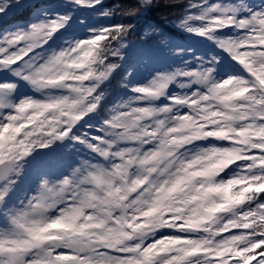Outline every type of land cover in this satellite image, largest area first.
<instances>
[{
	"label": "snow or ice",
	"instance_id": "6c2138e0",
	"mask_svg": "<svg viewBox=\"0 0 264 264\" xmlns=\"http://www.w3.org/2000/svg\"><path fill=\"white\" fill-rule=\"evenodd\" d=\"M28 2L0 0V21ZM104 2L61 0L66 11L0 31V264H264V9L189 0L176 27L213 42L219 58L157 75L105 108L133 25L100 23L53 47L74 10L115 15ZM225 58L232 70L221 75ZM19 82L38 95L17 98ZM67 140L97 162L41 176L35 195L9 207L33 154ZM220 156L232 159L221 166Z\"/></svg>",
	"mask_w": 264,
	"mask_h": 264
},
{
	"label": "trees",
	"instance_id": "16d2710c",
	"mask_svg": "<svg viewBox=\"0 0 264 264\" xmlns=\"http://www.w3.org/2000/svg\"><path fill=\"white\" fill-rule=\"evenodd\" d=\"M58 0H29L24 7L17 10L15 14L6 17L0 22V31L15 27L16 25H26L29 21L37 17L40 8L54 6ZM189 0H160L150 8L141 10L137 15L131 17L121 16L118 9L130 8L138 4V0H105L104 9L116 12L115 15L105 18L100 15L101 9L81 10L84 13L86 26H94L100 23H116L118 21L133 25L128 37L124 41L127 45L123 50L124 59L119 61L120 67L113 73L109 81L103 86L105 99L103 101L105 108H110L122 96H125L134 81V75H128L129 70L143 59L146 53L164 54L168 50V45L173 42L188 45L186 36L176 27V23L182 16ZM64 8V6H63ZM66 10V8H64ZM84 26L70 25L67 31L62 32L55 43L71 37L81 36ZM152 29H159V34L151 33ZM146 32L151 34L146 35ZM167 38V43L162 45L159 41ZM127 76V80L125 77ZM127 83L128 88L121 87V84ZM102 116L105 114L101 112ZM66 158H63L65 160Z\"/></svg>",
	"mask_w": 264,
	"mask_h": 264
},
{
	"label": "rangeland",
	"instance_id": "374dc122",
	"mask_svg": "<svg viewBox=\"0 0 264 264\" xmlns=\"http://www.w3.org/2000/svg\"><path fill=\"white\" fill-rule=\"evenodd\" d=\"M33 1V0H32ZM212 2H215V0H212ZM224 2V1H223ZM243 3V5L249 9L257 10L264 9V0H240L237 2L232 1H225V3H233V4H240ZM61 0H58L56 4L52 7H44L41 8L42 10L37 14L42 15L45 13H55V12H63L66 11L62 7ZM74 19L72 20L71 25L72 26H84L82 29V32L80 33L81 36H84L86 32L91 28L90 26H86L84 22V16L83 12L81 10H74L73 11ZM15 28V27H14ZM14 28H11L14 30ZM183 34L187 35V40L192 41V44H195L196 48L193 46L187 45L183 46L182 44H170L168 47L170 48L168 51H166L165 55L163 54H148L145 56L141 62L137 63V65L133 69V73L136 77V80L134 81V84L132 86H144L145 84L149 83L154 77L157 75H163L165 73H172L177 68H183L186 63L191 64L193 67H191L189 70L195 71L196 65H197V58H203L205 60L210 59L212 56H216L219 58L220 55V49H218L213 42L207 41L205 38H200L195 36L194 34L188 33L184 30ZM231 35V34H230ZM76 37V36H74ZM73 37H68L60 42L53 45V47L58 51V46L61 45L65 40H70ZM181 53V54H177ZM49 55L51 52L49 51ZM232 70V65L229 63L228 59L225 58L224 62L219 65L218 72L219 74L223 75L224 73ZM5 79H9L10 77L5 76ZM131 86V87H132ZM174 93H179L181 90L177 88L174 85L169 86V91ZM55 94L59 95L61 94V90H56ZM38 94L34 93L32 89L24 82H19L18 84V90L16 92L17 98H23L24 96H37ZM133 94L131 91L128 95L121 97L116 101V103L121 102L122 100H127L130 96ZM115 103V104H116ZM114 104V105H115ZM157 105L164 106L165 101L164 98H162L160 101L156 102ZM92 129H89L88 125H85L84 130H90L94 132V128L99 126V123L94 121L92 122ZM64 148L68 147V145H62ZM210 146L208 142H195L192 146L193 149H198L199 147H208ZM72 150H74L76 154V158L72 161H67L64 163H57L55 165V168L52 169H43L37 164L36 167V161L35 157L30 160V163L27 166V179L23 182L22 187L26 188L27 191H25L18 200L14 202L10 207L12 206H19L20 202L22 200H26L28 197L35 195V188L37 186V183L41 176H44L49 179H58L63 178L66 176H69L71 171L74 168H78L81 166V161L87 160L90 163H95L97 161L93 160V158L88 154L87 150L84 149L82 146H75ZM29 171L31 173L32 178H30ZM29 179H31L29 181Z\"/></svg>",
	"mask_w": 264,
	"mask_h": 264
},
{
	"label": "clouds",
	"instance_id": "9594fccd",
	"mask_svg": "<svg viewBox=\"0 0 264 264\" xmlns=\"http://www.w3.org/2000/svg\"><path fill=\"white\" fill-rule=\"evenodd\" d=\"M159 3H160V0H138V4H139V6H140V8L142 10L150 8V7H152V6L156 5V4H159ZM159 31H160L159 29H152L151 33L159 34ZM151 33H149V34H151ZM159 42L162 45H164V44L167 43V38L161 39ZM122 57L124 59V53L123 52H122ZM212 57L210 59H207L206 61H210L212 59ZM198 58H200V57H198ZM128 75L129 76L131 75V70H129ZM125 80H127V76L125 77ZM202 84H203V82H202ZM28 86L32 89V91H36V89L32 88L31 85H28ZM231 93H232V89H225L224 91L221 92V95L230 98ZM162 98H163V95H158V96L153 97L151 99L154 101V103H156L157 101H160ZM81 110H82V108H81ZM133 131H135V130H133ZM57 144H59V145H68V147L65 149L66 151H71L76 146V145L73 144V142L71 140L58 141V142L53 143L50 146V149H52ZM167 151H169V152L175 151L177 156H180V154L183 153L184 151H186V149H184L183 147L180 148V149L168 148ZM33 155H35V154H33ZM230 159H232V157H230V156H220V157L216 158V161L218 163H220L221 166H223V164L227 163V161L230 160ZM167 163H168V160H164L162 164H159V165L153 164V165H151V167H157V166L163 167L164 164H167ZM177 164H179V161H177ZM27 166H28V164L26 165V169H27ZM138 171L143 173V169H138ZM173 171H175V168H173Z\"/></svg>",
	"mask_w": 264,
	"mask_h": 264
}]
</instances>
